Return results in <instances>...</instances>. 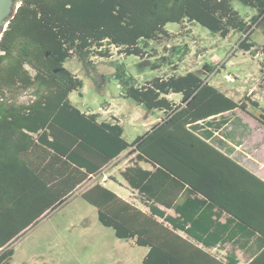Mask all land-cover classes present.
Instances as JSON below:
<instances>
[{"label": "trees", "instance_id": "16d2710c", "mask_svg": "<svg viewBox=\"0 0 264 264\" xmlns=\"http://www.w3.org/2000/svg\"><path fill=\"white\" fill-rule=\"evenodd\" d=\"M239 1L255 10L247 19L231 0H16L0 35V264H11L14 238L132 148L131 164L120 174L146 210L99 181L80 196L117 238L147 248L142 264H239L234 250L211 249L228 241L241 246L251 234L261 238L253 240L255 254L246 264H264V180L198 135L201 120L235 108L264 125V106L248 96L236 101L192 71L173 67L139 84L120 65L114 76L122 95L163 113L161 122L128 141L115 116L103 120L73 105L69 94L82 80L64 66L72 57H110L112 46L123 55L156 56L149 42L169 37V22L199 23L222 37L245 34L251 23L264 32V0ZM238 46L264 53V43L248 35ZM159 59L150 67L167 57ZM26 90L30 98L19 100ZM229 229L228 239H219ZM235 232L239 239L231 241Z\"/></svg>", "mask_w": 264, "mask_h": 264}, {"label": "rangeland", "instance_id": "374dc122", "mask_svg": "<svg viewBox=\"0 0 264 264\" xmlns=\"http://www.w3.org/2000/svg\"><path fill=\"white\" fill-rule=\"evenodd\" d=\"M231 5L246 19L255 12L239 0H231ZM165 28L171 33L169 37L161 35L149 42V46L156 49V56L123 55L112 46L110 57L89 55V60L76 57L67 60L64 66L82 80V87L69 94L73 105L81 110L98 112L103 119L110 120L112 115L115 116L128 141L152 128L159 110H149L122 95L114 73L120 65H124L126 74L132 75L139 84L155 76L166 75L177 67L178 73L192 71L236 101L251 95L264 106V53L258 51L257 55V52L252 54L238 46L245 35L257 45L263 44L262 25L251 23L245 34L231 32L226 37L211 33L199 23L180 25L169 22ZM162 55L167 57L166 61H172V65L163 61L164 65L151 68L149 63H161L159 57ZM228 73L232 78H226ZM29 98L30 90L20 93L18 97L21 101ZM251 109L256 110L255 107ZM124 157L122 155L114 160L102 172L110 169L107 176L121 182L120 168L111 167ZM239 157L243 165L264 178V155ZM98 178L95 176L92 180H86L70 197L14 238L8 245L14 250L11 264H142L147 248L135 245L131 240L117 238L111 227L99 222L97 209L80 196L83 185L87 186ZM107 182L120 191L123 189L111 179H107ZM124 192L132 202L140 204L134 194ZM238 253L240 264H244L248 257L240 251Z\"/></svg>", "mask_w": 264, "mask_h": 264}, {"label": "crops", "instance_id": "0c3cea01", "mask_svg": "<svg viewBox=\"0 0 264 264\" xmlns=\"http://www.w3.org/2000/svg\"><path fill=\"white\" fill-rule=\"evenodd\" d=\"M249 96L251 97V95H249ZM168 97L175 100V101H178V100H180L181 96L178 93H171L168 95ZM251 98L254 99L253 97H251ZM159 113H160L159 116L157 117L155 122H153L154 126L156 124H158L159 122H161L163 119L162 111L159 110ZM100 116H101V114H100ZM99 118L103 119L101 117H99ZM103 120H107V119H103ZM110 120H112V119H110ZM117 122L120 124L118 118H117ZM152 128H149L145 131L151 130ZM198 135L201 139L211 143L212 146L215 147V149L217 151H219L223 155H228L230 158H232L233 160H235L236 162H238L242 165H243V163L240 162V157H239L240 155L243 156V158L247 157L248 155H264V125L260 124L247 111H242L238 108H235V109L229 110V111H225V112L218 114V115L211 116V117L207 118L206 120H201L200 121V127L198 130ZM126 151L127 150L122 151L116 158H114L108 164L103 166L99 172H97L93 175H90L86 180H88V179L92 180L95 178V176H99V178L96 181H99L101 184L107 186L108 188H110L111 190L116 192L123 199L131 201L129 199V197H127L128 196L127 193L124 192L126 190V191H129L130 194L131 193L134 194L136 196L135 198L139 201L138 196H137V192L134 189H132L130 186H128L127 182L123 179V177L120 174L121 170H123L127 165L131 164V159L136 153L135 150L128 149L127 153H126ZM209 154L216 155L213 153V151H209ZM122 155H125V157L122 158V161L121 162L119 161L116 164V166L111 167V169H113V168L119 169L120 168L119 175L122 179H121V182L120 181L116 182V180H114L113 177L107 176V174H109L108 172L110 171V169H108L107 171H104V172H102V170L105 167L110 166V164L112 162H114V160H116L117 158H120ZM140 165L144 168H148V169L152 168V166L146 162H140ZM243 166H245V165H243ZM246 168H248V167H246ZM249 170L254 172L256 175H258L255 171H253L251 169H249ZM258 176L260 177V175H258ZM260 178H262L264 180L263 177H260ZM107 179H111L113 182H116V184L119 185L118 187H122L125 190L120 188L121 189V191H120L119 188L117 189L115 186H111V184L109 182H107ZM93 183H91L87 186L83 185L82 192L87 187L92 185ZM82 184H80V185H82ZM80 185H78V186H80ZM78 186L75 189H77ZM139 203L140 204H136V203H134V204L143 210L147 209L140 201H139ZM157 205L160 208L164 209L167 213L172 214V215L175 214V211L172 208L166 207V206L159 204V203ZM226 217L227 216L225 214H223L220 217V221H225ZM244 231L247 232V230H244ZM232 232L233 231L231 229H229L224 234H222L219 239H221V240L228 239L229 235ZM248 233L249 232H247V234ZM239 236H240V232L239 233L235 232L234 236H231L230 240L233 241L235 239H239ZM258 238H261V237L254 235V234H251L250 236H248V238L243 239V241H248V242L247 243L244 242V244L241 243V246H239L237 244H233V242L228 241V242H225L221 245H217V246L213 247L211 249V251L216 252L217 254H224L227 250H234L235 254L239 258V264H240L241 259L238 255L239 254L238 251H240L242 254H244L246 257H248L247 258V261H248L249 258L251 257V255L255 254V252L250 251L251 248H254L252 242H253V240H256ZM246 262L244 264H246Z\"/></svg>", "mask_w": 264, "mask_h": 264}, {"label": "water", "instance_id": "95a60500", "mask_svg": "<svg viewBox=\"0 0 264 264\" xmlns=\"http://www.w3.org/2000/svg\"><path fill=\"white\" fill-rule=\"evenodd\" d=\"M16 0H0V35L5 29L6 21L17 8Z\"/></svg>", "mask_w": 264, "mask_h": 264}, {"label": "built area", "instance_id": "2783aa9c", "mask_svg": "<svg viewBox=\"0 0 264 264\" xmlns=\"http://www.w3.org/2000/svg\"><path fill=\"white\" fill-rule=\"evenodd\" d=\"M255 54L257 55V54H258V52H257V53H255ZM226 78H227V79H230V78H232V75L228 73V74L226 75Z\"/></svg>", "mask_w": 264, "mask_h": 264}]
</instances>
